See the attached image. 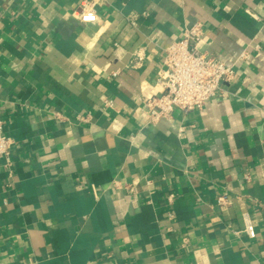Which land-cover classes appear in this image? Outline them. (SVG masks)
<instances>
[{"label":"crops","instance_id":"1","mask_svg":"<svg viewBox=\"0 0 264 264\" xmlns=\"http://www.w3.org/2000/svg\"><path fill=\"white\" fill-rule=\"evenodd\" d=\"M79 2L0 0V264H264V0ZM195 24L232 78L148 123Z\"/></svg>","mask_w":264,"mask_h":264},{"label":"built area","instance_id":"2","mask_svg":"<svg viewBox=\"0 0 264 264\" xmlns=\"http://www.w3.org/2000/svg\"><path fill=\"white\" fill-rule=\"evenodd\" d=\"M106 0H80L75 13L81 22H93L96 19L95 6ZM129 20L134 24L135 16ZM202 27L195 24L186 29L181 39L172 42L164 49L161 67L156 74V83L161 89L158 97L144 103L148 123L161 119H170L174 111L189 113L202 109L204 104L216 95L223 94L222 85L231 80L233 71L215 58L207 57L198 44L201 41ZM142 58L137 57L134 66ZM106 106L110 102L105 103ZM12 139L4 134V123L0 119V157L10 164L9 148ZM229 204L226 195L217 198V205ZM244 233L250 234V224L245 222Z\"/></svg>","mask_w":264,"mask_h":264}]
</instances>
